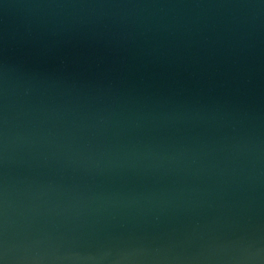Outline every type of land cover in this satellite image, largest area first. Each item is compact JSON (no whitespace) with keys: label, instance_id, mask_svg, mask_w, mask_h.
I'll list each match as a JSON object with an SVG mask.
<instances>
[{"label":"water","instance_id":"obj_1","mask_svg":"<svg viewBox=\"0 0 264 264\" xmlns=\"http://www.w3.org/2000/svg\"><path fill=\"white\" fill-rule=\"evenodd\" d=\"M0 264H264V0H0Z\"/></svg>","mask_w":264,"mask_h":264}]
</instances>
